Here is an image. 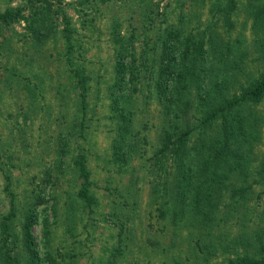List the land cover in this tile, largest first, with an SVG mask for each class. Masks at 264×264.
I'll return each instance as SVG.
<instances>
[{
	"label": "rangeland",
	"instance_id": "1",
	"mask_svg": "<svg viewBox=\"0 0 264 264\" xmlns=\"http://www.w3.org/2000/svg\"><path fill=\"white\" fill-rule=\"evenodd\" d=\"M22 2L0 0V10ZM57 5L73 29L67 53L58 31L64 24L60 13L51 35L35 36L21 18L0 22V264H6L4 252L13 264H28L21 237L28 212L35 217L30 229L39 264H230L244 253L263 256L264 94L234 106L248 120L243 126L250 124L249 143L239 141L243 159L232 169L237 176L204 228L195 219L177 225L167 214L157 215L158 168L151 155L160 144L164 107H183L181 122L187 118L194 125L196 115L202 116L197 107L220 104L264 74V0H232L229 8L226 0ZM178 16L185 33L212 37L186 60L191 63L193 55L206 71L195 63L186 75L188 80L195 74L187 93L168 88L157 98L150 91L158 52L154 31ZM112 26L121 34L134 29V54L140 57L137 88H114L113 94ZM69 67H79L84 76L82 107ZM204 87L211 89L205 93ZM113 95L127 98L128 104L117 106L132 111L126 128L132 138L124 142L115 141L120 109L111 104ZM76 152L87 169V199L77 193ZM223 196L232 199L231 206H222ZM10 209L13 214L5 218Z\"/></svg>",
	"mask_w": 264,
	"mask_h": 264
},
{
	"label": "trees",
	"instance_id": "2",
	"mask_svg": "<svg viewBox=\"0 0 264 264\" xmlns=\"http://www.w3.org/2000/svg\"><path fill=\"white\" fill-rule=\"evenodd\" d=\"M22 1L21 5H8L1 9L0 22L5 23L21 18L26 21L27 27L31 29L35 36L51 35L57 31H53L51 28H53L57 13H60L64 24L58 31L65 39L67 53L70 45H72L71 33L73 29L67 25L68 18L61 7L57 5L61 0ZM52 1L57 3L54 7L51 5ZM230 2L232 0H226V7L229 8ZM25 6L29 9L26 14L22 12V8H25ZM145 16L151 24L153 20L151 15L146 13ZM149 23L148 25H150ZM181 23L182 18L178 16L174 22L165 21L164 25H157L154 31L153 41L158 48L155 56L157 66L154 68V75L151 71L150 82H152V85L151 90H149L154 92L157 98L165 93L168 88H178V90H183L185 93L189 91V83L194 80L195 74L188 80L186 75L187 73L192 75L191 71L192 67L195 66L196 59L192 55L191 63H189L186 62L187 57L193 50L199 49L203 43L212 38L209 36L207 39L198 31L195 34L185 33ZM110 33L113 41H116V46L113 49V82L109 85L111 94H113L112 90L114 88L126 87L129 90H134L139 83L140 71L137 66L140 57L136 60L133 46L135 31L132 28L129 33L121 34L115 26H112L110 27ZM124 58L125 62L123 61ZM221 59L223 60L222 57ZM72 62V59H67L68 64ZM197 66L202 71H206L203 65L197 64ZM69 69L74 72V85H80L78 101L79 106L82 107L84 106L83 89H81V82L84 78L83 73L79 67H69ZM209 89L211 87H204L203 91L206 93ZM263 94L264 74H261L251 80L239 94L224 98L222 103H218L213 107H197L196 110H199L202 116L196 115L197 123L194 125L188 124L187 118H184L183 123L181 122L183 107H164L161 117L163 126L158 131L161 138L160 144L153 150L151 155L154 158L152 163L158 168L153 176L155 186L153 192L156 193L153 201L156 202L157 215L164 218L167 214L169 223L172 224L173 221H176L177 225L185 223L189 219H195L204 228L207 220L218 209L219 196L223 195L222 192L227 190L233 182V178L237 176V173H232V169L240 163L239 159H243L240 156L241 146L239 147V141H242V144L248 142L250 124L247 127L243 126L248 120L244 122V118L239 115L234 106L247 100L256 101ZM211 95L215 102L216 96ZM110 98L113 107H119L120 109L116 115L118 121L115 141L130 140L132 133L127 134L126 128L130 124L132 111L129 107H122L123 105H121L128 104L126 102L127 98L125 100L117 99L118 95H113ZM119 103H121L120 106H117ZM218 113L220 119L216 121L215 117ZM115 148H118L117 144ZM73 159L74 167L81 178L77 193L83 199H87L88 176L83 154L76 152ZM229 200H226V197L223 196L220 200L222 206H231L232 199L229 198ZM12 214L13 212L10 209L5 218H9ZM34 221L33 213L28 212L21 224V237L26 249L28 264H39L30 229ZM2 224H4L3 221ZM244 254L238 261L230 259V264H264V255L256 258ZM4 255L6 264H13L11 256L5 252Z\"/></svg>",
	"mask_w": 264,
	"mask_h": 264
}]
</instances>
